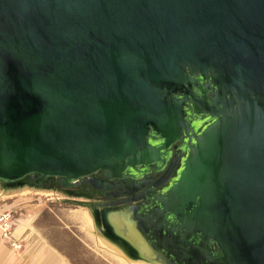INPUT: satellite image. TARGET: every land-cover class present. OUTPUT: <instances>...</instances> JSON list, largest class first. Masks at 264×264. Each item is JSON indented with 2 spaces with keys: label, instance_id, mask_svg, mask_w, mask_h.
Here are the masks:
<instances>
[{
  "label": "water",
  "instance_id": "1",
  "mask_svg": "<svg viewBox=\"0 0 264 264\" xmlns=\"http://www.w3.org/2000/svg\"><path fill=\"white\" fill-rule=\"evenodd\" d=\"M183 136L155 216L105 227L148 264H264V0H0V184L137 178Z\"/></svg>",
  "mask_w": 264,
  "mask_h": 264
},
{
  "label": "rangeland",
  "instance_id": "2",
  "mask_svg": "<svg viewBox=\"0 0 264 264\" xmlns=\"http://www.w3.org/2000/svg\"><path fill=\"white\" fill-rule=\"evenodd\" d=\"M21 187L23 193L0 195V214H12L14 229L24 225L26 239L63 246L75 264H131L111 252L94 228L80 217L81 213H93V209L81 203L88 202L87 197L49 186L22 184Z\"/></svg>",
  "mask_w": 264,
  "mask_h": 264
},
{
  "label": "flooded vegetation",
  "instance_id": "3",
  "mask_svg": "<svg viewBox=\"0 0 264 264\" xmlns=\"http://www.w3.org/2000/svg\"><path fill=\"white\" fill-rule=\"evenodd\" d=\"M194 78L199 81V90L206 93L209 102L214 101L217 88L208 77L205 80L200 75H193ZM200 95L199 92H195ZM190 113L191 125L200 124L199 133L204 126L208 125L212 121L209 120V116L206 114L196 113L193 107L188 110ZM188 138H183L178 141L168 151V155L161 163L151 164L148 167H139V177H126L124 179H117L112 177L105 171H99L96 174L81 179L76 185H69L68 182L58 179L49 178L41 182L39 187L49 186L47 188H56L65 191L68 194H74L78 196H84L89 199V203L96 204L93 208L104 235L115 239L112 232L105 227L106 218L108 220V213L119 211L125 208H134L136 215L139 217L142 223L148 217V220L152 218L155 213L151 210L155 198L170 186L173 179L176 178L177 173L182 165V160L186 157L188 149ZM22 184H35V182L29 178ZM36 185V184H35ZM153 211V212H152ZM218 248L214 244V252L216 253Z\"/></svg>",
  "mask_w": 264,
  "mask_h": 264
},
{
  "label": "crops",
  "instance_id": "4",
  "mask_svg": "<svg viewBox=\"0 0 264 264\" xmlns=\"http://www.w3.org/2000/svg\"><path fill=\"white\" fill-rule=\"evenodd\" d=\"M24 232V225L14 229L13 238L22 246L16 249L12 241L3 239L0 228V264H75L63 251V246L50 241L26 239Z\"/></svg>",
  "mask_w": 264,
  "mask_h": 264
},
{
  "label": "bare ground",
  "instance_id": "5",
  "mask_svg": "<svg viewBox=\"0 0 264 264\" xmlns=\"http://www.w3.org/2000/svg\"><path fill=\"white\" fill-rule=\"evenodd\" d=\"M0 186H3L2 189H0V195L1 196H9V195H14L18 193H23L24 187H21L20 184L18 185H5V184H0ZM93 209V208H91ZM92 212V211H91ZM95 210L93 209V213L89 215L88 213H81L80 217L84 220L85 224L86 222L94 228V232L98 234L101 237V242L107 246V248L113 252L116 256L122 259L123 262L126 263H131V264H148L146 262L140 261V260H133L131 255H133V250L130 249V247L121 239H113L110 237H107L104 235L102 231L101 224L98 220V218H95ZM97 215V214H96ZM111 221L113 224L115 222V219L113 217L109 218L108 220Z\"/></svg>",
  "mask_w": 264,
  "mask_h": 264
},
{
  "label": "built area",
  "instance_id": "6",
  "mask_svg": "<svg viewBox=\"0 0 264 264\" xmlns=\"http://www.w3.org/2000/svg\"><path fill=\"white\" fill-rule=\"evenodd\" d=\"M0 228L2 230V237L4 240L13 243V247L20 249L22 246L16 242L13 238L14 233V221L13 216L10 212H4L0 214Z\"/></svg>",
  "mask_w": 264,
  "mask_h": 264
}]
</instances>
